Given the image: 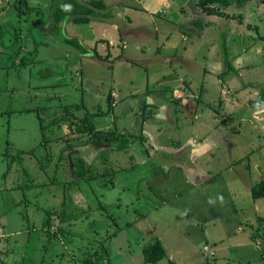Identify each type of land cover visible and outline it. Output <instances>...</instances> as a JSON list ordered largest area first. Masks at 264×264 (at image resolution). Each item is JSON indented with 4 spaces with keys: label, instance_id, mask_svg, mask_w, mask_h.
<instances>
[{
    "label": "rangeland",
    "instance_id": "374dc122",
    "mask_svg": "<svg viewBox=\"0 0 264 264\" xmlns=\"http://www.w3.org/2000/svg\"><path fill=\"white\" fill-rule=\"evenodd\" d=\"M21 1L35 9L19 12V0H0V264H82L96 252L106 264H145L143 248L151 232L163 242L167 257L180 264L185 260L220 264L218 256L208 258L200 249L202 241L207 238L211 251V238L221 235L213 223L221 222L223 233V228L232 231L239 220L242 231L247 232L248 222L252 236L264 240L257 219L264 211L247 189L264 182V119L259 114L254 118L262 108L250 104L264 86V2L229 0L225 12L232 19L211 16L204 29L192 25L185 26V33L178 28L162 31L165 39L170 37L167 45L156 30L171 27L166 21L170 14L171 20L182 19L172 27L190 22L187 15H199L194 8L198 0H166L141 16L145 22L127 11L120 24L119 6L129 0L125 4L99 0L108 10L95 12L112 18L122 40L117 38L113 48L96 43L97 51L87 42L82 55L62 39L88 33L89 41L105 37L110 42L116 40L115 31L101 33L91 27L89 31L84 24L69 22L66 33L65 21L49 42L47 0ZM136 1H144L143 7L152 0ZM154 5L155 1L150 4ZM158 20L166 22L161 29ZM235 27L243 34L234 33ZM147 34L156 35V43L164 42L163 48L157 49ZM222 42L227 43L232 68L235 54L246 52L240 62L252 66L238 68L240 76L234 71L222 75L226 71ZM76 56L86 60L77 64ZM49 62H56V67ZM246 85L232 95L236 86ZM178 89L182 98L173 97ZM93 95L101 96L96 105ZM81 102L86 109L75 108ZM66 106L70 116L94 114L91 120L97 130L116 128L130 136L133 149L130 144L123 149L124 140L119 146L85 143L87 136L72 134L63 122L54 123L65 115ZM182 127L185 134H180ZM62 136L79 144L69 155L61 153ZM183 137L185 157L196 153L191 165L204 174L199 186L186 182L176 167L165 169L176 162L171 158L182 157L183 152L170 149L182 151ZM190 139L196 149L188 151ZM139 149L143 156L150 154L149 162L140 161ZM72 155H85L82 171L87 181L69 169ZM235 168L249 171L245 186H236L231 173ZM180 207L185 211H178ZM206 219L215 221L204 225ZM47 221L50 226H43ZM247 254L232 253L226 261L253 264L254 253Z\"/></svg>",
    "mask_w": 264,
    "mask_h": 264
},
{
    "label": "crops",
    "instance_id": "0c3cea01",
    "mask_svg": "<svg viewBox=\"0 0 264 264\" xmlns=\"http://www.w3.org/2000/svg\"><path fill=\"white\" fill-rule=\"evenodd\" d=\"M87 1H89V0H86V2ZM128 1V0H127ZM153 1H155V5L154 6H150V4L153 2ZM165 1L166 0H152V1H149V2H146V4H145V6L143 5V7H141V4L144 2V1H141L140 3H139V1H132V0H129L128 1V3H127V5L125 4V0H123V3L125 4V5H123V6H119V7H121L119 10H118V12H117V17H118V22H119V24L122 22V21H120L122 18H123V15L124 14H126V12L127 11H129V12H131V13H133V15H134V18H138L137 20H140L141 21V19L142 20H144L141 16L143 15V14H147V12H150L152 9H155L156 7H158V6H160V5H162V4H164L165 3ZM262 2H264V0H261ZM46 2H49V0H47ZM45 2V8H46V15L48 14V11H47V3ZM79 2V1H78ZM86 2H80V3H86ZM102 2V1H101ZM103 3V2H102ZM104 4V3H103ZM104 6H105V9L106 10H108V6H107V4L105 5L104 4ZM131 6H133L135 9L134 10H132V9H130V8H128V7H131ZM139 7V8H138ZM150 8H152V9H150ZM143 9H145V10H143ZM102 11H104V10H102ZM165 14V13H164ZM195 14L196 13H194L193 14V16H192V18H190L188 15H187V18H189V20H190V22H185V23H181L180 25H179V27L177 26V27H172L174 24H176L177 23V21H180V20H182V19H180L179 20V18L177 17V20H171V14L169 15V17L167 18V16H166V21H167V23H169V26H171L168 30H165L166 28H164V29H161L163 26H164V24L166 23L165 21H156V23H157V25H159V27H160V29L161 30H159V29H157L156 31H157V33L158 32H160L161 33V37L163 38L164 37V39H165V35H162V31H165L166 33L167 32H169L170 31V29L171 28H178V29H180V31H185L186 29H185V26L186 27H189L190 26V28L192 29L193 27H191L192 25H193V22H194V18H195ZM199 19L200 20H204V22H210V21H207L206 19H204L202 16H200L199 17ZM219 19V18H218ZM145 21H147L146 19L144 20V22ZM69 22H71V21H68L67 23H66V25H65V30H66V33H67V25H68V23ZM213 22V21H212ZM211 23V22H210ZM46 25H47V23H46ZM76 25H79V24H76ZM85 26H88L89 27V31H90V27H91V30H95V29H98L99 30V32H101V33H105V29H113L114 31H115V33H116V40L115 41H110L109 42V40H107V38H102V39H98V40H91V41H89V39H90V37L91 36H87V34L86 35H84V36H81V35H78V37H76V41H78L79 43H81V47L83 48V51H80V53L82 54V55H85L86 54V44H87V42H89V46H94V49L96 50V43H103V44H107V46L108 47H110V48H113L114 46H115V44H117V38H119L118 39V41L121 39L122 40V37H120L121 35L119 34V32L116 30V23H114L113 21H112V18H110L109 16H107V15H98V17L96 18V17H91V19H90V21L88 22V23H86V24H84ZM156 25V24H155ZM48 26V25H47ZM64 27V26H63ZM205 28H207V27H205ZM104 30V31H103ZM124 30H126V28H124ZM155 30V29H154ZM156 31H153L154 33H156ZM235 32H239V33H242L243 34V32H240V31H236V27H235V29H234V33ZM93 33H95V32H93ZM185 33V32H184ZM244 33H245V31H244ZM94 35V34H93ZM183 35V34H182ZM146 36H149V37H147V39H149V41L151 42V40H152V38H154V45H155V47H157V49H159L160 50V48H163V46L165 45V43L164 42H159L158 41V43H156L155 41L157 40V37H156V35H149V34H147ZM183 37V36H182ZM185 37H183V39H184ZM53 40L54 39V36H52V35H50L49 36V38L47 39L49 42H50V40ZM70 39V38H69ZM147 39H143V41L144 40H147ZM247 39H248V29H247ZM247 39L245 38L243 41H245V44H246V42H247ZM87 40V41H86ZM141 40V39H140ZM166 40V44L167 45H169V42H170V37L168 38V39H165ZM222 40H224V39H222ZM260 40V39H259ZM142 41V40H141ZM148 41V42H149ZM225 41V40H224ZM226 41H227V39H226ZM261 41V43L263 44V40H260ZM123 42V41H122ZM251 43H253V39H251L250 40V42H249V45L251 44ZM227 44V43H226ZM47 45H49V44H47ZM65 45V44H64ZM124 49L126 50V46H128V43L127 42H124ZM143 46H146L145 45V43H143L142 44ZM249 45L247 46V48L249 47ZM252 45V44H251ZM89 46L87 47V48H89ZM137 47H139V46H137ZM136 47V48H137ZM147 47V46H146ZM123 49V50H124ZM97 51V50H96ZM122 53H124L123 51H121ZM88 53V52H87ZM97 53V52H96ZM246 54V52L245 51H240V52H237L236 54H235V58L233 59V60H235V65L233 66L234 68V72H236V74H238V76H240V74H239V72L237 71V69L238 68H248V67H251L252 66V64L251 63H248V62H246V64L244 65V64H242L240 61H244L241 57L242 56H244ZM105 55V57H109V53L106 55V54H104ZM94 56L96 57V55L94 54ZM82 58L84 57V56H81ZM82 58H80L79 56H76V59H75V63L77 62V64H78V62H80L81 61V59ZM124 58V57H123ZM84 60H86V58H83ZM126 60H127V58H126ZM53 67L55 66V64H56V62H49ZM56 67V66H55ZM47 70L49 69V68H46ZM78 69H76V71H77ZM82 81V80H81ZM239 87V86H238ZM247 87H249L248 85H246V86H242V87H240L239 89L237 88V86H236V88L234 89V91H232V95L233 94H238V93H240L239 91L242 89V90H245ZM258 94V92L257 93H255V96ZM101 96H102V94H101ZM100 96V97H101ZM135 96V95H134ZM100 97H96V96H92L91 97V99H92V105H96V104H98V102H99V98ZM126 97H128V96H126ZM125 98V97H124ZM236 98V97H235ZM237 99V98H236ZM128 106H129V104H128ZM96 107V106H95ZM262 109H260V110H258V111H256V112H254L253 113V116H254V118L255 117H257V115L259 114V115H261V116H263V119H264V106H260ZM131 110H133V109H131ZM131 110L129 109V112H131ZM211 109H209V117L211 118V120H212V122H214V120L215 119H213L212 118V116H213V113L210 111ZM128 112V111H127ZM126 112V113H127ZM215 113L217 112V111H214ZM215 115V114H214ZM200 116V115H199ZM216 118V117H215ZM182 132H180V134H185V127H182V129H180ZM160 131H162V130H160ZM160 131H157V132H160ZM183 136V135H182ZM193 139V138H192ZM192 139H190L191 141H190V143L189 144H187L186 146H188L186 149L189 151V150H191V148H193V149H196V148H194V145L192 146V143H194V142H192ZM198 141V140H197ZM183 143V149H182V151H181V148H178L177 150L176 149H173L172 150V148L171 147H169V148H171L170 149V151L172 152V153H178L179 151L180 152H183L182 154H181V158H171L172 160H175L176 162L175 163H169L166 167H165V169L167 170L168 168H169V166L171 165V166H174V167H176L177 168V171H181V172H183V178L185 177V181L186 182H189L190 183V185L191 186H199L198 184H200V182L201 181H203L204 180V174H200V172H198L199 173V175L198 176H196V171L194 170V166L193 165H191V161H192V158L194 157V155L196 154V153H192V157L191 156H189V154H188V156L187 157H185V138L183 137V141H182ZM129 144H130V150H132L133 149V147H132V142L131 141H129ZM94 145V144H93ZM104 147H106V144H104L103 145ZM172 146V145H171ZM213 146V145H212ZM102 148V150H105V149H108V148ZM160 148L161 149H163L164 147L162 146V145H160ZM74 149V148H73ZM72 149V150H73ZM76 151H78L77 149H75ZM134 150H136V149H134ZM85 151V150H84ZM127 151V150H126ZM140 151V152H139ZM194 151H196V150H194ZM197 151H199V150H197ZM202 151V150H201ZM205 151V149L202 151V152H204ZM71 152V150L70 151H68V155H69V153ZM65 153H67V152H65ZM137 156H138V158H141L142 157V159L140 160L142 163H147V162H149V160H150V154H146V153H144V156L142 155V153H141V150L139 149L138 151H137ZM253 152H251L250 154H252ZM78 154H80V153H78ZM92 155V157H94L93 156V154H91ZM72 156H74V157H76L77 159L79 158V159H82L83 160V158L81 157V156H85V155H77V156H75V155H72ZM72 156H69L70 157V160L72 159L71 157ZM144 157H145V159L146 160H144ZM74 159V158H73ZM95 159V158H94ZM84 161V160H83ZM180 165H181V167H180ZM239 165H241V163H238V164H236L235 166H239ZM73 168H69L70 170H72V172L74 171L73 169H75V167L73 166V165H71ZM89 167V169L90 170H88V171H92L91 169H92V166H88ZM186 167H188L187 169H188V173L190 174V176L192 177V178H194V179H192L191 177H190V179H188L187 178V176H186V174H185V168ZM179 169V170H178ZM229 170V169H228ZM154 173H153V176L156 174V172L155 171H153ZM231 173H234L235 174V184L237 183V187H238V185L240 186V187H242L243 185L245 186V183H244V177H245V179H247V176H249V171L248 170H243V171H240L238 168H235V170H231ZM146 174V176H147V173H145ZM105 175H106V173H105ZM202 175V178H201V180H200V176ZM198 179V180H197ZM233 179V178H232ZM249 183H251V181L249 182ZM248 183V184H249ZM255 185V184H254ZM253 185V186H254ZM247 189H248V194L250 195L251 194V192H250V190H251V184H249L248 186H247ZM238 193H239V191H238ZM255 201H257L256 203L260 206L261 205V208L263 209V211H264V198L262 199V198H260V199H257V200H255ZM233 204H234V202H232ZM174 206H176L175 204H173ZM259 206H256V207H254V210H255V212H257V209H260L259 208ZM234 207H235V204H234ZM250 209H253L252 207L250 208ZM177 210L178 211H185V208H183V207H180V209H178L177 208ZM260 222L258 223V225L259 226H261V227H263L264 228V214L261 216V217H259V218H257ZM215 221V219H213V220H208V219H206L205 220V222H204V225H207V223H209V222H214ZM245 222H246V220H245ZM213 226H215V228L220 232V234L221 235H218V236H216L215 238H211V240H213L212 242V245H210L211 246V248H212V250H214V251H212V252H214V255L213 256H210L209 255V253L208 254H206V255H208V258H211V257H219V259H220V261H219V263L220 264H228V262L226 261V259H228L229 257L228 256H230L232 253L233 254H236V255H244V254H247L248 252H253L254 253V256H255V259H253V260H251V262L252 261H254L253 262V264H264V240H262V239H260L259 238V236H258V239L255 237V236H252L253 234L250 232V229H252V226L253 225H251L250 223H248V222H246L245 224H244V227H245V229L247 230V232H244V231H242V223H241V221L239 220V223H237L236 225H235V227H234V229L232 230V231H228V230H226V229H224L223 227V233H221V222H219V224H215V223H213ZM208 232V231H207ZM206 232V233H207ZM203 233L205 234V230H203ZM203 234V235H204ZM150 237H151V239L149 240V242H147V244H149L150 242H152L154 239H156V236H155V234H153L152 232H151V234H150ZM158 239V238H157ZM160 242H161V244L163 245V247H164V244H163V242L160 240V239H158ZM203 243H202V245H201V247H200V249H203V247H205V246H207V247H209V242H208V240H207V238L206 239H204L203 241H202ZM146 244V245H147ZM164 249H165V247H164ZM209 249H210V247H209ZM165 252H166V258L164 259L165 260V263L164 264H169V262H172L173 264H180L179 263V261L178 260H176V259H171V257H167V251H166V249H165ZM206 252V251H205ZM255 252H256V254H255ZM248 255V254H247ZM241 257V256H240ZM212 259H214V258H212ZM163 261V260H162ZM161 263V262H160ZM185 264H194L193 262H190V261H188V260H185Z\"/></svg>",
    "mask_w": 264,
    "mask_h": 264
},
{
    "label": "trees",
    "instance_id": "16d2710c",
    "mask_svg": "<svg viewBox=\"0 0 264 264\" xmlns=\"http://www.w3.org/2000/svg\"><path fill=\"white\" fill-rule=\"evenodd\" d=\"M46 3L48 11V33L55 37H57L60 30H62L63 23L65 21H71L74 24H86L90 21L91 17H98L99 14L97 15L95 10H103V8H105L104 4L99 0H89L86 3H80L77 0H50ZM18 5L20 6L16 10H18L19 12H23L25 9H35L31 8L26 3H22L21 0H19ZM229 5V0H198L194 8L199 15L195 16L196 18L193 22V27H195L196 29H204L205 27H207V24H209L208 22L206 23L200 20V16L205 18L207 21H209L211 16L232 19V17L225 12V9L229 7ZM62 44L70 46L78 51H83V48L81 47L80 43L76 40L64 38L62 39ZM222 45L225 57L224 63L226 66V71L223 72L222 75H227L234 71V69L228 61L227 48L225 42H222ZM222 75L220 77H222ZM250 104L253 107L264 106V86L258 91V94L254 98V100L250 102ZM74 106L78 110L80 108L86 109V106L83 102ZM64 113L65 115L61 117L60 120L54 121V123L56 122L57 125H60L63 122L62 124L66 125L67 129L72 130V134H75L76 136L80 137L87 136V141L85 143H92L94 145L115 143L119 146V142H121V140H124L123 142L125 143L126 148L123 147V149H128V146L126 144H129L130 136L124 137L117 131L116 128L114 130H97L91 120L94 114L86 112L82 117L70 116L72 115L70 113V106L65 107ZM138 137H141L140 139L144 141L142 136ZM61 141L63 143L61 153L70 151L74 147H76V145H79L78 143H73L74 139H64L63 136L61 137ZM61 159L64 161L67 160V158L63 157V154L61 155ZM71 163V165L75 167V169H73L74 171L72 172L73 175H75L78 179L87 181V177L82 171L84 161L75 157L74 159H71ZM250 192L254 200L264 198V182H258L257 184L252 186ZM59 217L61 218L62 216ZM49 223L50 221H47L46 223H44L43 226L49 227ZM58 230L60 232L63 231L62 228H59ZM165 258V249L157 238L144 246L143 261L145 264H159ZM105 261L106 260L104 259V256L101 257V255L96 252L92 256H88V258L84 259L82 264H106ZM169 264L173 263L169 262Z\"/></svg>",
    "mask_w": 264,
    "mask_h": 264
},
{
    "label": "built area",
    "instance_id": "2783aa9c",
    "mask_svg": "<svg viewBox=\"0 0 264 264\" xmlns=\"http://www.w3.org/2000/svg\"><path fill=\"white\" fill-rule=\"evenodd\" d=\"M178 91L180 92V90L178 89V90L174 93L173 97H175V98H182L183 96H182V97L179 96ZM203 250L206 251V252H208L210 256H213V255H214V252L210 251V250H209V247H207V246L203 247Z\"/></svg>",
    "mask_w": 264,
    "mask_h": 264
},
{
    "label": "clouds",
    "instance_id": "9594fccd",
    "mask_svg": "<svg viewBox=\"0 0 264 264\" xmlns=\"http://www.w3.org/2000/svg\"><path fill=\"white\" fill-rule=\"evenodd\" d=\"M66 7H70V6H66Z\"/></svg>",
    "mask_w": 264,
    "mask_h": 264
}]
</instances>
